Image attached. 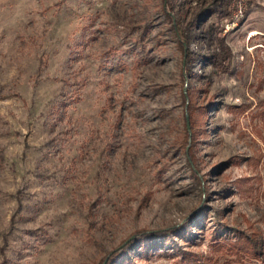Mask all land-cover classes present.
<instances>
[{"label": "rangeland", "instance_id": "374dc122", "mask_svg": "<svg viewBox=\"0 0 264 264\" xmlns=\"http://www.w3.org/2000/svg\"><path fill=\"white\" fill-rule=\"evenodd\" d=\"M220 6L0 0V264H108L143 230L168 234L112 264H226L220 228L264 237V0Z\"/></svg>", "mask_w": 264, "mask_h": 264}, {"label": "trees", "instance_id": "16d2710c", "mask_svg": "<svg viewBox=\"0 0 264 264\" xmlns=\"http://www.w3.org/2000/svg\"><path fill=\"white\" fill-rule=\"evenodd\" d=\"M234 0H221L222 12H229L231 3ZM172 20L171 18H169ZM173 22V20H172ZM175 31L182 40H180L183 44L182 49L183 52L186 53L184 42L187 40L186 33L184 32V28L179 24H173ZM194 53L187 51V60L192 59ZM210 58H212L213 63L222 71V72H230L231 67V59H232V50L231 48L222 41L221 48L213 51L211 53ZM190 113V111L188 110ZM187 227V226H186ZM184 228V232L187 231L188 228ZM222 227V225H221ZM223 228H220L216 231V237L214 238V246L213 250L216 254H219L220 257L225 256L226 264H264V237L262 234L256 235H248L242 233L235 237V239L228 234L223 236ZM179 232V231H177ZM167 231H138L135 233V237H132L130 241H128L127 245L119 246L114 252L111 253L113 257L110 259L108 264H112L115 258L125 249H127L131 244L136 242L145 243V245L149 242L157 241L161 236H164ZM168 234V233H167ZM185 234V233H184ZM159 237V238H157ZM125 243V242H124ZM149 246V245H148ZM172 248H177V246H173ZM144 253L147 254V248H144ZM175 250V249H174ZM212 262L211 257H206L205 255H199L194 253L185 252L183 253L181 264H210Z\"/></svg>", "mask_w": 264, "mask_h": 264}, {"label": "water", "instance_id": "95a60500", "mask_svg": "<svg viewBox=\"0 0 264 264\" xmlns=\"http://www.w3.org/2000/svg\"><path fill=\"white\" fill-rule=\"evenodd\" d=\"M187 119H188V121H189V116L187 117ZM188 124H189V122H188Z\"/></svg>", "mask_w": 264, "mask_h": 264}]
</instances>
